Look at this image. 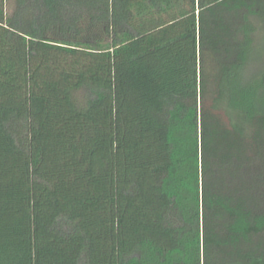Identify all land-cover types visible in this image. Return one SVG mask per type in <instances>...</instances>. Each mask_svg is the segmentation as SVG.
I'll list each match as a JSON object with an SVG mask.
<instances>
[{
	"label": "trees",
	"instance_id": "16d2710c",
	"mask_svg": "<svg viewBox=\"0 0 264 264\" xmlns=\"http://www.w3.org/2000/svg\"><path fill=\"white\" fill-rule=\"evenodd\" d=\"M264 0H0V264H264Z\"/></svg>",
	"mask_w": 264,
	"mask_h": 264
},
{
	"label": "rangeland",
	"instance_id": "374dc122",
	"mask_svg": "<svg viewBox=\"0 0 264 264\" xmlns=\"http://www.w3.org/2000/svg\"><path fill=\"white\" fill-rule=\"evenodd\" d=\"M261 47H264V44H262Z\"/></svg>",
	"mask_w": 264,
	"mask_h": 264
}]
</instances>
